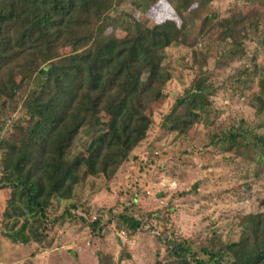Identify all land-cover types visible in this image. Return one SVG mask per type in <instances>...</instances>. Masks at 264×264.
Masks as SVG:
<instances>
[{
    "label": "trees",
    "instance_id": "trees-1",
    "mask_svg": "<svg viewBox=\"0 0 264 264\" xmlns=\"http://www.w3.org/2000/svg\"><path fill=\"white\" fill-rule=\"evenodd\" d=\"M123 1L0 0V116L8 114V104L10 112L23 110L13 120L14 133L0 139V189L9 191L1 219L12 242H40L74 214L91 232L103 227L99 216L87 218L72 203L52 220L49 208L55 200H72L87 177L111 179L166 97L170 74L161 64L163 50L184 43V15L194 16L193 3L176 0L178 22L166 17L148 25L124 12L113 14ZM194 87L174 100L162 128L186 133L201 121L209 86ZM255 100L256 113L264 115V67ZM235 136H223L229 143L223 147H231ZM255 138L264 148V137ZM131 197L128 206L137 201L135 192ZM115 217L131 232L144 222L127 207ZM238 224L235 240L212 234L198 246L154 225L152 233L164 244V257L156 256L154 264H264V211L246 213ZM97 258L98 264H113L102 252Z\"/></svg>",
    "mask_w": 264,
    "mask_h": 264
},
{
    "label": "rangeland",
    "instance_id": "rangeland-1",
    "mask_svg": "<svg viewBox=\"0 0 264 264\" xmlns=\"http://www.w3.org/2000/svg\"><path fill=\"white\" fill-rule=\"evenodd\" d=\"M263 2L191 0L195 12L184 15V43L163 50L161 64L170 74L163 87L166 97L152 110L144 139L111 179L87 177L72 200H55L49 208L50 220L68 203L87 218L99 216L104 226L97 232L74 214L40 242H12L1 219L9 191L0 189V264H98V251L113 264H154L156 256L164 257L154 225L156 231L166 228L167 234L189 237L195 246L212 234L223 242L235 240L239 217L264 211V148L255 138L264 137V115L256 113L255 100L257 75L264 67ZM176 6V0H125L112 13L153 25L166 17L178 22ZM142 80L146 83L145 75ZM198 83L209 86L201 121L186 133L162 128L174 100ZM7 107L8 114L0 116V139L14 133L13 120L23 111ZM232 132L237 136L231 147H223L229 143L221 138ZM134 192L137 201L128 206ZM124 207L144 220L140 229L131 232L118 222L115 216Z\"/></svg>",
    "mask_w": 264,
    "mask_h": 264
},
{
    "label": "crops",
    "instance_id": "crops-1",
    "mask_svg": "<svg viewBox=\"0 0 264 264\" xmlns=\"http://www.w3.org/2000/svg\"><path fill=\"white\" fill-rule=\"evenodd\" d=\"M67 251V253L69 252V254H71V255H69L70 256V258H73V256H75V254H74V252L73 253H71L69 250H66ZM31 253V255H33V252H30ZM29 253V254H30ZM36 255H37V253H35ZM76 257V256H75Z\"/></svg>",
    "mask_w": 264,
    "mask_h": 264
},
{
    "label": "built area",
    "instance_id": "built-area-1",
    "mask_svg": "<svg viewBox=\"0 0 264 264\" xmlns=\"http://www.w3.org/2000/svg\"><path fill=\"white\" fill-rule=\"evenodd\" d=\"M154 153H156V151H154ZM145 192H146V193H149L150 191H149V190H145ZM135 195H136V193H135ZM89 217H90V219H92V220L95 219V216H94V215H90ZM120 233H122V232H120Z\"/></svg>",
    "mask_w": 264,
    "mask_h": 264
},
{
    "label": "water",
    "instance_id": "water-1",
    "mask_svg": "<svg viewBox=\"0 0 264 264\" xmlns=\"http://www.w3.org/2000/svg\"><path fill=\"white\" fill-rule=\"evenodd\" d=\"M191 189H192V190L195 189V185H194V184L191 186Z\"/></svg>",
    "mask_w": 264,
    "mask_h": 264
}]
</instances>
